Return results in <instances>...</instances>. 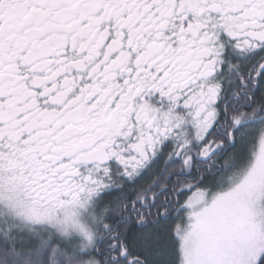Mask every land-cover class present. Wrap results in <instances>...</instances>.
Listing matches in <instances>:
<instances>
[{"label":"snow or ice","instance_id":"snow-or-ice-1","mask_svg":"<svg viewBox=\"0 0 264 264\" xmlns=\"http://www.w3.org/2000/svg\"><path fill=\"white\" fill-rule=\"evenodd\" d=\"M0 264H264V0H0Z\"/></svg>","mask_w":264,"mask_h":264}]
</instances>
